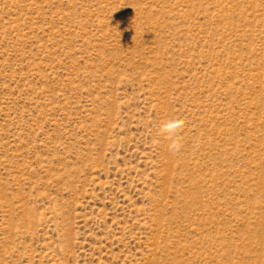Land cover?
I'll return each mask as SVG.
<instances>
[{"label": "rangeland", "instance_id": "rangeland-1", "mask_svg": "<svg viewBox=\"0 0 264 264\" xmlns=\"http://www.w3.org/2000/svg\"><path fill=\"white\" fill-rule=\"evenodd\" d=\"M0 264H264V0H0Z\"/></svg>", "mask_w": 264, "mask_h": 264}, {"label": "clouds", "instance_id": "clouds-1", "mask_svg": "<svg viewBox=\"0 0 264 264\" xmlns=\"http://www.w3.org/2000/svg\"><path fill=\"white\" fill-rule=\"evenodd\" d=\"M184 123L185 122L183 119L177 118L170 120L163 126V131L167 132L170 138H172V143L170 145V148L175 151H179V149L181 148V144H180L181 138L179 135H177V133L179 132L180 129L184 127Z\"/></svg>", "mask_w": 264, "mask_h": 264}]
</instances>
